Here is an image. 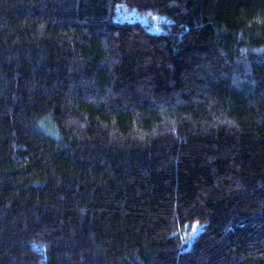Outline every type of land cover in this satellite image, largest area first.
I'll list each match as a JSON object with an SVG mask.
<instances>
[{
    "label": "trees",
    "instance_id": "1",
    "mask_svg": "<svg viewBox=\"0 0 264 264\" xmlns=\"http://www.w3.org/2000/svg\"><path fill=\"white\" fill-rule=\"evenodd\" d=\"M0 264H264V0H0Z\"/></svg>",
    "mask_w": 264,
    "mask_h": 264
},
{
    "label": "rangeland",
    "instance_id": "2",
    "mask_svg": "<svg viewBox=\"0 0 264 264\" xmlns=\"http://www.w3.org/2000/svg\"><path fill=\"white\" fill-rule=\"evenodd\" d=\"M118 19L120 20H130V21H138L140 24L146 25L147 23L150 24V31H158V28L154 25L155 21L157 20L155 17L145 16L140 14L139 12L135 11L134 9L124 7V6H118L116 15ZM201 225H198L196 223H192L189 225L186 229V238L185 240L187 242L191 241V238L193 235L199 230Z\"/></svg>",
    "mask_w": 264,
    "mask_h": 264
}]
</instances>
